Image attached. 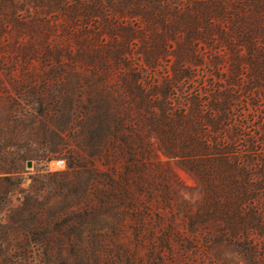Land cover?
<instances>
[{
	"label": "trees",
	"instance_id": "trees-1",
	"mask_svg": "<svg viewBox=\"0 0 264 264\" xmlns=\"http://www.w3.org/2000/svg\"><path fill=\"white\" fill-rule=\"evenodd\" d=\"M11 27L77 33L92 42L106 32L116 43L120 34L115 58L126 63L130 42L137 39L144 63L154 69L167 41L177 40L179 33L184 32L178 44L186 59L198 58L200 44L210 50L223 46L229 73L221 78L216 55L211 56L210 76L218 80L206 92L170 96V80L153 82L145 91L135 71L122 74L138 120H132L123 98L105 114L111 123L96 155L107 170L97 172L96 198L113 213L120 233L132 229L135 245L128 264H166L174 240L187 238L190 250L201 233L214 238L210 250L227 243L257 254L255 239L264 235V0H0V32ZM24 51L26 58L35 53L34 48ZM54 57L59 61L58 53ZM196 68L180 63L175 71L191 80ZM241 94L250 97L245 107L238 105ZM162 157L175 160L196 182V210L189 202L182 207L189 229L177 223L174 209L181 208ZM194 215L200 220L193 222ZM145 248L148 253L142 255ZM260 259L264 264V255Z\"/></svg>",
	"mask_w": 264,
	"mask_h": 264
},
{
	"label": "rangeland",
	"instance_id": "rangeland-1",
	"mask_svg": "<svg viewBox=\"0 0 264 264\" xmlns=\"http://www.w3.org/2000/svg\"><path fill=\"white\" fill-rule=\"evenodd\" d=\"M183 36L167 41L154 69L144 63L137 39L130 42L126 63L115 58V45L123 41L120 34L115 43L106 32L96 42L77 33L19 32L13 27L0 32V264H128L126 257L135 245L132 229L120 233L113 213L96 198L97 172L107 170L104 158L96 155L111 123L105 114L123 98L132 120H138L135 101L123 87L125 73L135 71L145 91L153 82L170 80L174 97L210 90L217 79L210 76L211 56L216 55L221 78L227 76L230 66L223 46L210 50L200 44L198 58L186 59L178 44ZM32 48L33 57L26 58L24 50ZM180 63L197 67V76L184 80V72L175 71ZM232 89L240 91V86ZM249 98L241 94L238 105L245 107ZM144 119H139L143 133ZM162 159L181 208L174 209L179 211L177 223L189 229L191 221L182 207L189 202L196 210V182L175 160ZM195 215L193 222L200 220ZM197 239L190 250L187 238L174 240L166 264H261L264 255V235L255 239L256 255L227 243L210 250L214 238L207 233ZM141 253L147 255V249Z\"/></svg>",
	"mask_w": 264,
	"mask_h": 264
},
{
	"label": "built area",
	"instance_id": "built-area-1",
	"mask_svg": "<svg viewBox=\"0 0 264 264\" xmlns=\"http://www.w3.org/2000/svg\"><path fill=\"white\" fill-rule=\"evenodd\" d=\"M62 161H57V165L59 166V167H62Z\"/></svg>",
	"mask_w": 264,
	"mask_h": 264
}]
</instances>
